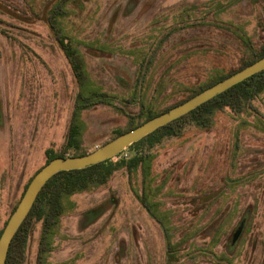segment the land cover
Returning <instances> with one entry per match:
<instances>
[{
    "label": "rangeland",
    "instance_id": "374dc122",
    "mask_svg": "<svg viewBox=\"0 0 264 264\" xmlns=\"http://www.w3.org/2000/svg\"><path fill=\"white\" fill-rule=\"evenodd\" d=\"M57 33L77 50L78 77ZM262 46L264 0H0V230L48 153L67 144L78 89L114 96L83 113L75 144L89 152L144 119L140 100L143 116L160 112ZM183 130L149 150L148 207L141 171L68 196L48 263L264 264V92L242 113ZM41 228L23 264H35Z\"/></svg>",
    "mask_w": 264,
    "mask_h": 264
},
{
    "label": "trees",
    "instance_id": "16d2710c",
    "mask_svg": "<svg viewBox=\"0 0 264 264\" xmlns=\"http://www.w3.org/2000/svg\"><path fill=\"white\" fill-rule=\"evenodd\" d=\"M212 11H214V7ZM56 39L66 51L65 53L68 54L69 57L67 59L69 60L71 67L73 68L75 77H78L81 73V65L74 59L75 57L72 58V55H74L77 50L70 48L71 41L69 39H66L65 35L57 33ZM246 46H248L247 43ZM262 56H264V46H262L258 50V52L253 55V57L244 59L243 63L240 66L238 65L237 68H231L229 70L223 67L220 68L221 70L218 75L214 77L210 76L209 78H207L205 84H196V86L187 89V97L175 101L171 105L166 106L160 112H151L148 110L147 114L143 116L145 113L146 104L145 102L140 100V111L138 113V116L141 119H144L139 120V123H131L124 131H119L118 135L168 110L172 106L185 101L204 88L235 73L239 69L256 61ZM261 92H264V69L228 88L224 92L214 96L210 100L202 103L185 115L156 129L154 132L148 134L144 138L134 142L129 146L133 147L144 145L145 150L139 153L137 152L132 156H129L128 158H120L117 161H112V158H109L85 168L63 170L53 175L40 191L30 212L13 237L9 247L6 264L25 263L27 258L28 240L35 225L38 223H41L42 228L38 242L35 264H49L48 254L51 250L54 249L55 243L59 236L58 232L61 228V226L59 227L60 216L65 212V205L67 204L68 196L77 192L93 190L100 184H104L105 182H107L119 170L127 171L130 176L141 171L144 190L139 199L142 204H145V206H147V195H154L157 191V187L153 186L155 175L152 174V164L155 156L151 152H149V150L158 142H160L164 136L180 137L184 133L183 129L185 125L193 124L194 126L203 129L211 127L213 122V115L216 112H223L226 108L230 109L235 114L246 111L251 106L253 97ZM92 93L95 97L92 96ZM128 101H133V97ZM113 102L114 96L112 97L102 90L100 92H91L78 89L74 102L73 112L69 122L67 144L59 152L48 153L45 163L34 173V175L52 158L67 157L71 155L76 156L87 153V151L85 150V146L75 144V142H78V138L81 134L85 122L83 120L84 111L100 104L111 105L114 104ZM70 148L71 150H73V153L70 152ZM32 177L30 178V180L32 179ZM30 180L25 185L24 191L28 186ZM136 194L139 195L137 191ZM154 204H158V202L156 201L154 202ZM15 207L13 208L12 212L14 211ZM153 218H155L159 222L157 217L153 216ZM162 229L166 237L168 252H170V247L173 244L170 239L171 236H168L169 232H167L164 227H162ZM2 230L3 228H1L0 234ZM171 256L172 254H169V260L172 258Z\"/></svg>",
    "mask_w": 264,
    "mask_h": 264
},
{
    "label": "water",
    "instance_id": "95a60500",
    "mask_svg": "<svg viewBox=\"0 0 264 264\" xmlns=\"http://www.w3.org/2000/svg\"><path fill=\"white\" fill-rule=\"evenodd\" d=\"M263 69L264 56L222 80L204 88L185 101L172 106L168 110L150 118L140 125L114 137L92 151L82 155L52 158L32 177L0 234V264H6L9 247L13 237L30 212L40 191L53 175L63 170L85 168L116 156L134 142L185 115L202 103ZM238 233L239 230L236 235H238ZM232 242H234V240H232Z\"/></svg>",
    "mask_w": 264,
    "mask_h": 264
}]
</instances>
